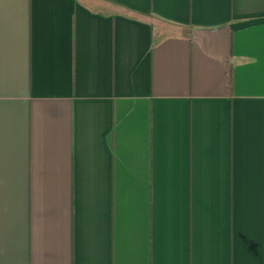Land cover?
Segmentation results:
<instances>
[{"label": "crops", "instance_id": "0c3cea01", "mask_svg": "<svg viewBox=\"0 0 264 264\" xmlns=\"http://www.w3.org/2000/svg\"><path fill=\"white\" fill-rule=\"evenodd\" d=\"M0 264H264V0H0Z\"/></svg>", "mask_w": 264, "mask_h": 264}]
</instances>
